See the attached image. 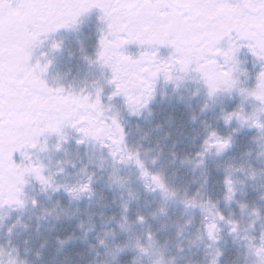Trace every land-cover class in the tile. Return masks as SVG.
Segmentation results:
<instances>
[{"label": "snow or ice", "instance_id": "obj_1", "mask_svg": "<svg viewBox=\"0 0 264 264\" xmlns=\"http://www.w3.org/2000/svg\"><path fill=\"white\" fill-rule=\"evenodd\" d=\"M93 10L99 12L98 19L105 27L100 30L92 62L111 74L107 82L113 91L108 99L123 96L132 114L147 106L155 83L161 78L167 83L182 78L176 73H198L212 96L236 88L238 81L233 74L241 49L246 48L257 61L264 62V0H0V181L5 171L14 177L7 187L0 182V207L23 206L19 185L27 183L25 175L32 174L48 184L42 165L13 160L17 152L26 157L22 150L37 147L40 136H62V129L71 126L85 138L101 139L105 134L104 138L112 144L123 142V128L115 117L111 118L113 133L111 126L91 115H103V89H97L93 99L90 94L50 86L44 78L53 63L47 59L49 53H41L46 63H41L40 57L34 60L36 49L45 39L61 29L75 28L80 18ZM59 47V42H52L51 50ZM133 48L139 51L134 52ZM165 50L167 54L163 55ZM239 92L264 104V63L255 86ZM241 111L228 113L225 122L233 117L245 123L251 119L242 117ZM252 126L264 129L256 121ZM211 137H216V133L212 132ZM228 143L218 138L210 146L223 150ZM110 154L115 158L118 153ZM127 158L131 159L132 154ZM123 159L122 156L121 162ZM151 179L163 188L159 175H152ZM225 184L230 185L231 181L226 178ZM88 190V185L79 189ZM74 191L70 189L69 194ZM228 193H232L230 186ZM188 203L195 204V198ZM215 227L206 225L210 237ZM261 251L264 246L257 249V253Z\"/></svg>", "mask_w": 264, "mask_h": 264}, {"label": "flooded vegetation", "instance_id": "obj_2", "mask_svg": "<svg viewBox=\"0 0 264 264\" xmlns=\"http://www.w3.org/2000/svg\"><path fill=\"white\" fill-rule=\"evenodd\" d=\"M99 15L97 10H93L91 13L82 16L75 28L61 29L57 33L50 35L36 49L34 60L36 57H40L41 63H46V59L41 57V53L48 52L47 59H52L53 61L44 77L50 86H63L66 90L81 95L90 94L95 99L97 90L91 88L97 86L89 84V81L86 82V80L89 77L88 75L100 67L99 63L92 62L95 61L100 30L105 27L98 19ZM42 39L44 38L42 37ZM53 41L59 42L60 47L58 50H51ZM132 51L138 52L139 49L133 48ZM239 52L242 54L240 58L242 61H257L246 48L241 49ZM245 52L247 53L245 54ZM162 54L166 55V50L162 51ZM236 59L238 60L237 57ZM248 68L253 72L252 66ZM176 75L182 78L167 83L161 78L155 83V87L158 82H164L167 87V90H165L167 94L189 96L190 93L196 91L189 89V87L204 84L198 73H189L187 75L176 73ZM256 75L255 73H250L246 79H242V83L250 89L253 88L256 84ZM95 113L91 112L92 117H94ZM81 114H84L83 110H81ZM109 122L107 125L111 126V130L114 133L115 126L112 125V120ZM191 125L195 127L194 122ZM84 126L78 125V127ZM190 129L191 127L188 130ZM124 137L125 132L123 131V142L120 145L112 144L111 140L107 138L104 143H101V139L85 138L76 128L65 126L62 129V136L45 134L39 137L37 147L23 149L22 151L26 153L27 158L19 152L14 153L13 160L16 163L23 161L24 164L42 165V174L48 178V184L41 183L32 174L25 175L24 179L27 183L19 185L22 187V195H20L19 199L23 201V206L5 204L0 207V252L10 249L11 243L20 240L22 237L26 239L34 235L38 231L36 229L39 228L45 232L50 227L54 233L58 230L64 231L65 239L70 242L68 249L64 245L62 249L57 251L56 262L59 264H127V259H131L133 256L138 259L137 264L138 262L139 264H180L181 259L184 257L192 258L191 262L187 264H228L231 260L233 264H241L240 261L244 260L242 257L244 252L254 250L257 252V249L264 246V239L256 237L259 232L255 234L251 230L247 235L243 234L239 230L237 221L223 215L221 212L219 214L223 215L224 219H219V216L215 215L214 208H212L210 216L205 217V213H203L205 208H201L197 202L190 205L188 203L190 200L181 199L178 195L171 193L168 190L165 179L160 177L163 188L153 183L151 176L158 175L156 164L147 162L140 149H136V143H126ZM191 138L196 145L201 144L200 134L194 132ZM78 140H83L84 142L77 143ZM104 144H107L108 147H104ZM42 148L43 150H41ZM212 150L213 147L205 149L202 155L188 152V157L191 160L203 161ZM112 151L118 153L115 158L110 154ZM129 153L132 154L131 159L127 158ZM94 154L105 160L104 166L94 167L97 165L94 164ZM122 156L124 159L121 162ZM126 167L133 170L137 181L143 185L145 191L140 206L131 214L133 217L130 218L136 226V233L142 235L141 238L137 239L136 237L131 241L133 256H127L122 251L125 240L119 233H115L116 226L112 225L113 228H110V217L103 211L104 208L107 212L105 202L103 200H94L98 193L102 194L99 191L98 182L106 181V178L111 173L118 177L120 172L124 171ZM144 172L149 175H143ZM13 179L11 172L5 171L3 173V181L0 182L7 187ZM84 185L89 186V195H86L87 191L81 192L85 197L78 199L79 189ZM70 189L75 190L71 195L69 194ZM145 202L148 203L147 209H150H148L149 212H154L159 206L169 202H174L180 208L183 205V210L188 209L191 214L200 211L203 217L191 218L190 222L189 220L184 221L181 225H177L176 228L174 227V222H169L164 217L161 218L162 221L170 225L169 227L172 230L171 233H166V239L163 240L167 242V248L172 247L170 242L173 240L178 244L191 239H195L199 247L197 246V249L184 250V248L179 249L178 244L176 245L178 249L171 248L164 251V253L159 252L156 249L158 241L155 240L157 233L152 235L153 232H157L159 224L154 223V219L147 217L150 213L146 212L147 210L144 208ZM99 211L105 216L103 220ZM122 211L126 214L125 209ZM86 215H89V217H86ZM164 215L166 216V213ZM125 218V216L119 217V220L115 221L119 223L125 221ZM228 221L233 223L230 224ZM70 223H73V226ZM153 223L154 229L151 227ZM19 224H22L23 227L17 229L16 226ZM67 224L71 225L69 228L70 232L65 231L64 225ZM78 224H80L79 227ZM211 224H215L216 227L210 237L206 225ZM234 226L235 230L233 231ZM111 230L115 231L110 233ZM173 235H175V238ZM262 235L264 237V233ZM225 236L233 240L229 245H222V239ZM245 236L254 242H242ZM101 239L103 242L100 241ZM121 239L123 240L121 241ZM105 240L110 245H104ZM201 240L209 244L203 250H201L203 246ZM239 241L244 243L245 250L243 252L223 256L222 251L224 249L237 247V242ZM27 244L29 243L26 240L25 247L29 250ZM216 247L219 248L220 254L213 251V248ZM173 250H177V254ZM250 256H262L263 260L258 264L264 263V251L257 253V255L251 253ZM39 258L38 264H47L42 254H39ZM0 264H13V262L0 253ZM48 264L51 263L48 261Z\"/></svg>", "mask_w": 264, "mask_h": 264}, {"label": "rangeland", "instance_id": "obj_3", "mask_svg": "<svg viewBox=\"0 0 264 264\" xmlns=\"http://www.w3.org/2000/svg\"><path fill=\"white\" fill-rule=\"evenodd\" d=\"M241 56L242 54L239 52L237 54L239 63L235 66L236 70L233 74L238 83L232 91H219L209 96L205 85L200 84L189 87V89L196 90L189 96H173L165 91L167 87L164 82H158L153 98L146 107L138 109L136 114L130 112L123 96L108 99L113 91V86L107 82L111 75L108 69L100 65L98 70L88 75L86 82L89 81V84L97 86L92 87L93 90L103 89L100 99L104 114L98 116L95 113L94 118L107 125L112 120L111 118L115 117L125 132L124 141L136 143V149H140L146 161L156 164L158 175L165 179L171 193L188 201L194 197L195 202L201 208H205L203 211L205 217L210 216L211 210L214 208L215 215L221 212L237 221L239 230L243 234L247 235L253 230L252 233L259 232L256 237L260 239L264 233V129L253 127L252 123L256 121L264 125V104L252 97L240 94L239 89H250L242 83V79H246L250 73L257 74L261 70L263 62L242 61ZM249 66H252L253 72L249 70ZM240 109H242V117H251V119L245 123L233 117L230 122H225L224 117L228 113L240 111ZM192 122L195 123V127L191 125ZM189 127H191L190 130H188ZM194 132L201 135L200 145H196L191 140ZM212 132L216 133V137L210 138ZM104 136L105 134H102L101 143L106 140ZM218 138L229 142L223 150L213 147V150L206 155L203 161L191 160L188 157V152L198 154L211 148L210 145H214ZM205 141H208V145L205 144ZM93 159L94 164H97L94 166L95 168L104 166L105 160L97 154H94ZM226 178L231 181L230 185L225 184ZM98 185L102 194H95L94 200L105 202L107 212L104 208L103 211L110 217V228H113L112 225L116 226L115 233H119L125 240L122 251L127 256H133L131 241L136 237L137 239L141 238L142 235L136 233V226L130 218L133 217L131 214L140 206L145 195L144 187L137 181L133 170L128 167L121 171L118 177L111 173L106 181H100ZM229 186L232 188L231 194L228 193ZM86 195H89V190ZM229 195L230 198L226 199L225 197ZM84 197V194L79 191L78 199ZM147 205L148 203L145 202L144 208L147 210L146 212L150 213L147 217L154 219V223L159 224L157 232L152 233V235L157 233L155 240L158 241L156 249L159 252L164 253L171 248L176 249L178 244L179 249L184 248V250L199 247L198 242L191 239L178 244L173 240L170 242L172 247L167 248V242L163 240L166 239V233H171L172 230L170 225L162 221L161 218L164 217L169 222H174L176 228L184 221L189 220L190 222L191 218L203 217L200 211L191 214L188 209L183 210V205L180 208L174 202H169L159 206L156 211L149 212L150 209H147ZM124 209L126 214L122 211ZM47 212L49 211L47 210ZM99 214L103 220L104 214L101 211ZM123 216L126 217L125 221L119 223L115 221ZM61 223L64 224L63 221ZM154 223L151 226L152 229L155 227ZM70 224L73 226V223ZM67 225H64L65 231L70 232L71 225ZM79 226L80 224H78ZM21 227H23L22 224L16 226L17 229ZM36 230L38 231L34 235L26 239L22 237L11 243L10 249L0 253L11 260L13 264H38L39 254H42L47 264L48 261L51 264H59L56 262L57 251L64 245L68 249L70 244L64 237V231L58 230L54 233L51 227L45 232L39 228ZM114 231L111 230L110 233ZM175 235H173L174 238ZM26 240L29 243L27 244L29 250L25 247ZM100 241L103 242L102 239ZM231 241L233 240L230 237L225 236L222 239V245H229ZM244 241L254 242L247 236L242 242ZM242 242H237V247L224 249L223 256L243 252L245 248ZM201 244L203 245L201 250L209 245L204 243V240H201ZM104 245L110 244L105 240ZM218 250L217 247L213 248V251L220 254ZM173 251L177 254V250ZM251 253L257 255L255 250L244 252L242 254L244 260H239L241 264H258L263 260L262 256H250ZM135 257L127 259L126 263L137 264L138 259ZM191 260L192 258L184 257L180 264L190 263ZM228 264H233L232 260Z\"/></svg>", "mask_w": 264, "mask_h": 264}]
</instances>
